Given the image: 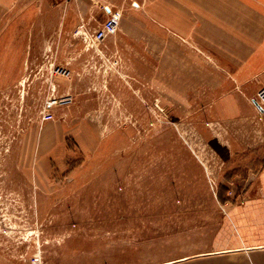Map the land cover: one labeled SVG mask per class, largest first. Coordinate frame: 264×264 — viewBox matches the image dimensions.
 <instances>
[{
    "label": "rangeland",
    "instance_id": "obj_1",
    "mask_svg": "<svg viewBox=\"0 0 264 264\" xmlns=\"http://www.w3.org/2000/svg\"><path fill=\"white\" fill-rule=\"evenodd\" d=\"M84 1H55L58 16L72 25L70 51L84 50L78 34L83 20L70 11ZM84 21L89 30L97 27L93 14ZM56 30L48 36L61 35ZM8 31L4 51L0 42V201L13 200L0 208H15L20 226L31 220L43 264L250 261L246 254L210 253L226 208L263 195L252 187L262 157L249 151L264 143V124L251 118L224 124L217 117L224 68L191 46L194 58L155 60L139 45L122 43L126 34L119 25L110 55L83 61L87 70L75 66L81 75H57V64L50 74L34 65L18 74L23 60L15 48L26 30ZM225 74L223 90L248 102L261 86L251 80L237 85ZM67 96L71 101L63 102ZM49 99L58 101L50 110L53 120L41 121ZM59 129L66 131L65 170L51 161L50 214L43 215L33 202L27 166L41 131ZM252 255L264 263V252Z\"/></svg>",
    "mask_w": 264,
    "mask_h": 264
},
{
    "label": "crops",
    "instance_id": "obj_2",
    "mask_svg": "<svg viewBox=\"0 0 264 264\" xmlns=\"http://www.w3.org/2000/svg\"><path fill=\"white\" fill-rule=\"evenodd\" d=\"M37 1L40 2L0 0L2 51L10 39L9 29L26 30L19 40L20 46L15 48L23 60L18 74H23L31 65L40 70L45 67L46 73L50 74L51 66L57 64L66 68L69 76L73 72L81 75V71L87 70L83 61L110 55V38L96 51H70L66 33L67 26L72 28V25L60 18L61 5L54 0ZM86 1L78 2L70 10L75 20L76 14L81 17L83 27L88 24L84 19L92 14L98 21L97 27L101 25L107 18L105 6L120 8V28L126 35L119 40L139 45L155 60L179 61L183 56L194 58L195 52L190 50V46L197 49L203 60H212L225 71L222 75L218 72L224 77L218 83L222 95L217 102L221 109L217 117L221 122L236 123L242 118H251L257 126L259 122L264 124V112L254 105L253 100L248 102L233 90H223L225 73L237 85L250 80L264 85V0H89L90 8ZM52 28L59 30L61 35L48 36ZM67 53L71 58L65 57ZM64 133L65 129L53 134L41 131L37 147L33 144V150H36L33 163L27 166L35 188L33 202L42 209L43 215L50 214L51 161L57 170H65L60 158L66 140ZM253 134L258 136L257 132ZM254 148L249 153L262 159L252 187L263 195L241 197L240 202L226 208L210 253L246 254L251 258L249 264H264L252 259V253L264 252V143ZM12 200V197L1 198L0 203L11 205ZM19 221L20 215L15 208L10 207L5 212L0 208V264H29V256L36 250L34 237L29 232L33 228L31 220L26 226H20Z\"/></svg>",
    "mask_w": 264,
    "mask_h": 264
},
{
    "label": "built area",
    "instance_id": "obj_3",
    "mask_svg": "<svg viewBox=\"0 0 264 264\" xmlns=\"http://www.w3.org/2000/svg\"><path fill=\"white\" fill-rule=\"evenodd\" d=\"M56 1V0H54ZM106 9L107 18L106 20L99 25L94 30H89L83 25L79 27L78 34L81 36L82 43L84 45V50H99L100 47L105 44L106 41H108L109 38H111L116 31L118 30V27L121 22L122 18V10L120 8H111L108 6L104 7ZM104 9V11H105ZM53 72L57 75L69 76V71L64 67H55ZM71 101L70 97H66L63 102ZM253 101H256L259 106L263 109L264 112V85H261L258 87L254 98H252ZM58 101L56 99H49L45 103L44 111L41 115V121H51L53 120V114L50 112L51 108L56 105ZM256 196V195H252ZM29 264H43V259L40 254L39 249H36L35 252H33L29 258H28Z\"/></svg>",
    "mask_w": 264,
    "mask_h": 264
},
{
    "label": "water",
    "instance_id": "obj_4",
    "mask_svg": "<svg viewBox=\"0 0 264 264\" xmlns=\"http://www.w3.org/2000/svg\"><path fill=\"white\" fill-rule=\"evenodd\" d=\"M254 105L262 112L263 109L259 106V104L256 101H253Z\"/></svg>",
    "mask_w": 264,
    "mask_h": 264
}]
</instances>
